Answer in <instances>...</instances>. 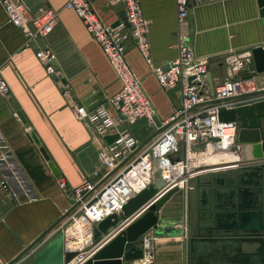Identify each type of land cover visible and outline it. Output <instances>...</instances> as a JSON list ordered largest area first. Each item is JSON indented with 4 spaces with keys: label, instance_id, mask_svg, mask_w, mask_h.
Listing matches in <instances>:
<instances>
[{
    "label": "crops",
    "instance_id": "obj_1",
    "mask_svg": "<svg viewBox=\"0 0 264 264\" xmlns=\"http://www.w3.org/2000/svg\"><path fill=\"white\" fill-rule=\"evenodd\" d=\"M66 1L23 0L32 11L46 5L58 12L55 29L49 35L33 40L28 47L25 46L23 30L10 22L0 2V74L10 86L9 94L0 93V147L5 146L12 151L27 180L18 198L9 191H0V255L8 264H34L36 253L56 234L63 232L69 223L76 202L72 194L59 187L61 176L71 187L79 186L89 178L100 189L113 175L100 159V140L89 124L75 117L73 105L78 103L94 110L107 97L120 91L122 83L81 18L73 10L65 8ZM91 1L106 23L126 20L125 6L118 0ZM140 1L149 22L153 65L167 68L178 56L176 0ZM186 31L197 57L209 61L211 78L208 77V87L211 90L230 77V59L247 55L259 46L264 48V23L259 0H206L195 4L190 9ZM38 47L49 48L56 53V65L65 77L59 80L47 73L36 56ZM126 56L157 111L155 123L140 119L128 127L140 140L139 147L129 158L132 160L159 137L163 131L160 132L161 123L181 106L182 94L180 86L168 90L159 83L152 66L134 41L130 42ZM243 59V73L250 75L249 59ZM251 76L259 91H264V71ZM65 83L69 85L70 94L63 90ZM236 101L230 99L226 103ZM214 103L198 105L196 110ZM16 110L22 121L15 117ZM30 131H35L41 140L58 174L45 160ZM235 145L227 152L215 150L209 153L201 163L205 162L207 166L222 164V168L206 171L191 179L189 184L192 188H180L161 208L159 228L163 232L156 233V264H198V254L191 251V233L198 219L197 207L202 198L200 186L220 176L221 179L228 178L226 173L231 166L225 163L235 162L239 153ZM180 156H184V151ZM212 255L209 264H233L231 251L224 254L213 251ZM246 262L247 259L239 255L236 264Z\"/></svg>",
    "mask_w": 264,
    "mask_h": 264
},
{
    "label": "built area",
    "instance_id": "obj_2",
    "mask_svg": "<svg viewBox=\"0 0 264 264\" xmlns=\"http://www.w3.org/2000/svg\"><path fill=\"white\" fill-rule=\"evenodd\" d=\"M118 1L124 4L127 18L116 24L106 23L91 0H67L65 4V8L73 10L81 18L88 32L100 44L122 83L120 91L107 97L94 110H89L78 103L73 105L75 117L89 124L100 140V159L113 175L100 189L89 178L76 187H71L65 177L59 178L61 190L72 194L76 202L70 214V224L63 233L65 249L78 250V255L66 264H82L97 246L94 239L95 225L107 215L115 211L120 212L129 199L153 183L154 159H161L162 179L165 181L161 192L165 193L175 187L192 188L190 180L204 171L200 169L202 163L194 164L200 155L198 151L201 144H206L204 148L210 153L215 150L227 152L236 144L238 125L234 121H220V107L230 108L264 98V93L258 94L259 87L254 77L243 73L245 62L239 58L231 63L233 76L217 83L212 90L209 89V61L197 57L188 41L189 35L186 31L191 7L206 0H176L179 24L178 56L167 68L153 65L148 36L149 22L143 13L141 1ZM0 2L10 22L23 30L27 47L33 40L49 35L58 23V12L49 6L43 5L32 11L23 0ZM133 41L165 89L180 86L182 103L161 123L160 127L164 129L159 137L137 157L130 160L132 153L139 147L140 140L128 127L140 119L155 123L157 114L141 79L126 56V50ZM36 56L42 61L48 74L56 76L59 80L65 77L56 65L57 55L53 50L38 47ZM63 90L65 94H70L67 83L63 85ZM0 93L3 95L10 93V86L1 74ZM238 96L242 97L237 98L238 101L235 103H226L228 101L226 100L196 110L198 105L215 99L225 100ZM14 115L22 121L19 111H14ZM114 134L118 136L112 142H107L106 137ZM213 138L219 140L212 141ZM182 151L183 157L180 156ZM175 154L179 156L175 157ZM170 156L175 159L172 163ZM26 184L27 180L12 151L5 146L0 147V191H9L18 198L19 192L24 190ZM157 238L154 229L145 232L141 243L142 256L128 264H156ZM0 264H8L3 261L1 255Z\"/></svg>",
    "mask_w": 264,
    "mask_h": 264
},
{
    "label": "water",
    "instance_id": "obj_3",
    "mask_svg": "<svg viewBox=\"0 0 264 264\" xmlns=\"http://www.w3.org/2000/svg\"><path fill=\"white\" fill-rule=\"evenodd\" d=\"M259 10L264 23V1L259 0ZM238 58L249 59L247 61L251 72L249 76L264 71L262 46L254 48L247 55L233 57L229 64ZM229 74L230 77L233 76L231 65ZM208 77L211 78L210 73ZM263 93L264 91L258 92ZM240 97L242 96L225 100L215 99L214 102L221 103ZM219 120L237 123L235 149L238 150L239 157L236 163H229L228 166L231 167L226 173L227 182L233 185L228 183L227 188L222 191H209L207 199L203 202L204 206L198 205V219L192 226L191 251L198 254V264H209L213 251L223 254L231 251L234 255L233 264L238 263L239 255L247 259L246 264H264V98L230 108L221 106ZM163 129L164 127L160 128V132ZM30 135L49 166L58 174L35 131H30ZM117 136L108 135L106 140L110 143ZM169 158L171 163L175 161L173 157ZM154 165L153 183L129 199L120 212L115 211L107 215L95 225L94 239L97 243L95 249L112 239L84 264H127L142 256L141 243L145 232L152 228L157 234L163 232L159 228L161 208L180 191V187L161 192L165 186L161 159H154ZM217 178L221 179V176ZM221 180L225 183L226 177ZM209 187L211 188V185ZM72 210L73 208L63 215L61 220ZM143 210H146L145 213L138 217ZM135 218L137 219L127 226ZM77 255V251L65 249L64 233L60 231L36 253L34 264H66Z\"/></svg>",
    "mask_w": 264,
    "mask_h": 264
},
{
    "label": "flooded vegetation",
    "instance_id": "obj_4",
    "mask_svg": "<svg viewBox=\"0 0 264 264\" xmlns=\"http://www.w3.org/2000/svg\"><path fill=\"white\" fill-rule=\"evenodd\" d=\"M227 181H228V178H226L225 183H223L221 179L215 178V180L213 182H208L206 185H202V187L200 186V195L202 194V198L199 200V203H198L199 206H204L203 202L205 199H207V197H208L207 194H209V191H211V192L214 190L222 191V189H226L227 188L226 185L228 183H230ZM230 184L233 185V183H230ZM210 185H211V188L209 187ZM204 193H205V195H204ZM239 237H241V236H239ZM242 237H244V236H242Z\"/></svg>",
    "mask_w": 264,
    "mask_h": 264
},
{
    "label": "rangeland",
    "instance_id": "obj_5",
    "mask_svg": "<svg viewBox=\"0 0 264 264\" xmlns=\"http://www.w3.org/2000/svg\"><path fill=\"white\" fill-rule=\"evenodd\" d=\"M206 144H201V146H200V149H199V151L198 152H200V155L197 157V159H199L201 156L202 157H205V158H203L202 159V161L203 160H205L207 157H208V154L210 153V152H208V151H206L205 150V148H204V146H205ZM211 154V153H210ZM214 155H215V153H214ZM217 155V154H216ZM236 158L237 157H239V155L237 154L236 156H235ZM196 159V160H197ZM228 162H230V161H228ZM236 162H237V159H236ZM205 162H202V166L200 167V169L201 170H204V171H202L203 173L204 172H206V171H211V170H215V169H219V168H222L221 167V165L220 164H218V166L217 165H210V166H207L206 164H204ZM235 163V162H234ZM225 164H228V163H225ZM225 164H223V165H225ZM231 164V163H230ZM215 166V167H214ZM70 223H67V225H65V228H67L68 227V225H69ZM158 236V235H157Z\"/></svg>",
    "mask_w": 264,
    "mask_h": 264
},
{
    "label": "bare ground",
    "instance_id": "obj_6",
    "mask_svg": "<svg viewBox=\"0 0 264 264\" xmlns=\"http://www.w3.org/2000/svg\"><path fill=\"white\" fill-rule=\"evenodd\" d=\"M229 132H232V130H229ZM203 158H204V157L201 156L199 159H197V161H195L194 164L197 165V164L201 163V161H202ZM235 159H238V157H237V158L235 157ZM235 163H236V160H235ZM73 240H74V239H73ZM73 247H74V246H73ZM76 251L78 252V250H76ZM84 259H85V258H84Z\"/></svg>",
    "mask_w": 264,
    "mask_h": 264
}]
</instances>
